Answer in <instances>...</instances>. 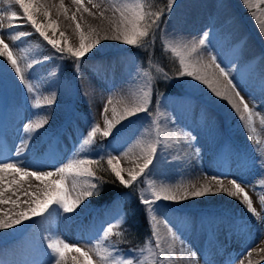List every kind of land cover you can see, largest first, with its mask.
<instances>
[{
	"label": "bare ground",
	"instance_id": "bare-ground-1",
	"mask_svg": "<svg viewBox=\"0 0 264 264\" xmlns=\"http://www.w3.org/2000/svg\"><path fill=\"white\" fill-rule=\"evenodd\" d=\"M232 1L235 7L234 0ZM240 1L244 4L243 0ZM63 2L65 8L68 9L67 16L62 11H57L60 0H49L51 17L57 22L63 23L64 32L67 29L71 34H76L78 41L79 32L76 30V22L80 23L81 31L85 34L90 29H94L101 34L105 31L111 32L110 18L112 17V11L109 6L111 3L118 2V0H91V3L89 0H83L84 6L94 15L83 12V9L76 12L77 6L73 4L72 0H63ZM250 3L252 4V11L250 12L247 7L243 13L250 12L256 28H254L255 26L252 29L246 27L250 32L248 38L241 30L233 28L235 21L231 18V10L225 1L183 0L175 6L167 20L165 40L173 43H186L193 38L198 40L201 34L206 31L201 24L207 18L208 21L205 24L208 27L210 37H216V33L222 36L228 34V36L221 37V40L215 38L216 52L229 62L235 74H240L244 69H248V74L257 78L258 84L264 87V65L257 57V55H261L264 59V35L261 34L258 22L252 15V12H256L261 19H264V8L260 9L264 5V0H250ZM0 4L5 5L0 10V17H3L0 23L4 24V30L7 31L8 12L15 10L18 16L20 15L17 8L13 9L11 7L9 9L4 0H0ZM93 4H100L101 7L95 8ZM105 8H109V10L101 18L99 13ZM73 13H76L75 22L71 19ZM13 24L20 25L16 29L18 32H33L27 27V22L25 24L22 19L13 21ZM69 38H74V36L71 35ZM242 41L245 42L242 43ZM9 42L11 43L10 40ZM38 42L42 43L34 34L22 38L17 42V45L19 47H31L36 50V54L39 56L51 57L43 66H40L39 74L46 79L44 89H42L44 95L47 96L49 93H53L55 103L47 108L48 123L33 135L32 140L29 142L31 151L23 157V160L27 166H32L33 170H45L63 165L74 155V149L79 142L80 129L74 123L68 124L62 116L59 106L60 99H62L60 96L61 88L56 85L53 76L49 77L53 55L49 54L46 47L37 48ZM117 43L121 42L101 41V46L104 49L103 54L98 59L87 62V67L84 66L81 71L86 88L90 86L87 100L91 102L98 117L102 118V111L109 97L113 98V105H109L107 115L109 119H112L111 108L115 106L118 114L122 112L125 104H131L133 93H138L141 86L142 78L137 74L139 68H133L118 48H111ZM242 48L245 49V52ZM233 57H236L239 62L237 66H233L231 62ZM1 68L4 72L0 74V82H5L4 84L12 92L9 97H5L0 91V159L10 161L15 159V150L20 146L21 139L25 135L23 126L30 121L35 122L43 116L34 115L37 110L30 107L31 100L26 97L25 90L15 80L10 71ZM248 83L252 84L253 82ZM178 93L181 96L178 101L164 99L159 107L160 112L163 114L161 116L163 138L168 140L169 147L164 148L161 146L158 148L150 178L158 185L161 183L170 186L194 184L196 188H199L204 184H208L213 188L212 176L209 175L203 179L199 175H201V171L204 170L203 167L206 165L210 167L219 162L229 166V162H225L226 157H224V154L222 155L226 148L221 143L219 144L220 138H218L217 120L215 118H221L225 121L227 117H230L226 115L231 114L232 109L226 101L215 97L205 85L193 79L184 93L180 90ZM118 100L122 103H117ZM205 111H212L215 116ZM40 112L44 113V110L41 109ZM122 122L130 124L131 127L121 137L122 140L120 139L115 143L112 141V145L115 153L120 155V162L123 164L124 169L130 170L134 169L137 163H142L139 157L144 144L151 137V129L145 120L137 121L135 117ZM198 126H201V131L195 130ZM146 129H149L147 133L145 132ZM186 133H191L196 137L199 135L200 138L204 139L205 144L201 147L198 157L192 149L187 148L188 145L183 143ZM216 138L218 139L215 140ZM177 140L180 143L177 144ZM198 141L199 139L193 145L197 144ZM125 152L128 153L127 156L123 155ZM177 157L179 159H176ZM37 160L42 161V165H35L34 162ZM223 172L227 173L225 170ZM11 178L10 176L7 177V179ZM38 183L36 179L26 177L20 181L19 185H13L11 190L5 193V198L10 197L15 200L19 196L20 208H16L11 204L0 205V218L3 217L4 213L10 214L13 211L27 208V205L23 204L22 201L29 199V197L23 195V193L25 191H36ZM69 186H71L70 183ZM189 190L194 189L190 187ZM217 200H219L218 194H208L181 202L162 201L160 203L158 226L161 236L167 237L168 235L167 226L164 223L166 217L185 244L184 258H178L174 264H188V250L197 254L199 264H202V261H207L208 264H229L231 260L236 261L238 249H231V246L239 243L237 226L234 221L228 220L229 217L226 214L219 212L218 214L221 215L219 216L215 213L214 208L222 202V200L218 202ZM88 205L89 200H86L75 213L64 214L61 212L59 215L53 213L51 216H37L24 221L14 229L0 231V261L3 264H39L46 262L50 260L49 250L47 249L48 238L55 236H60L69 243L81 242V245H83L86 238L82 229L91 226L88 221ZM71 227H74V232ZM76 229L78 230L75 232ZM181 250L180 241L177 240L176 251L178 257ZM224 253L230 255V260H224L223 263L216 261V256ZM72 263L73 261L68 255L67 264ZM244 264H248V262H244Z\"/></svg>",
	"mask_w": 264,
	"mask_h": 264
},
{
	"label": "snow or ice",
	"instance_id": "snow-or-ice-1",
	"mask_svg": "<svg viewBox=\"0 0 264 264\" xmlns=\"http://www.w3.org/2000/svg\"><path fill=\"white\" fill-rule=\"evenodd\" d=\"M4 2L8 4L9 9L13 5L18 6L23 15L20 17L17 11L10 10L7 14V31L4 30V24L0 23V67L12 73L15 80L25 90L26 97L31 100L30 107L37 110L34 115L43 116V118L35 122L30 121L23 126L25 135L21 139L20 146L15 150V159L0 160V205L11 204L20 208V197L17 196L15 200L10 197L5 198V193L10 191L13 185H19L20 181L26 177H32L39 182L36 191L23 193L29 197V199L22 201L23 204L27 205V208L13 211L10 214L4 213L3 217L0 218V231L14 229L24 221L37 216H51L53 213L59 215L61 212L64 214L75 213L84 201L101 194L103 184L106 181L97 175L98 171L110 173L114 177L113 182H118L124 188L131 189L135 186L138 189V199L145 207V212L149 217L150 236L145 239L142 246L128 250L134 255L125 256L121 254L122 250L117 246L118 242L110 240L112 236L121 238L124 235V232L119 229L126 222V214L120 209L116 212L113 221H109L106 227L102 225L100 231L87 245L80 246L69 243L60 236L48 238L49 264H67L69 253L76 254L71 257L73 264H174L178 258L183 259L184 241L166 217L164 223L167 226L168 235L167 237L161 236L158 226V205L162 201L181 202L208 194L224 193L228 197L240 198L239 202L245 206L248 213L258 221H264V214H262L264 213V194H258V201L262 210L258 211L249 192L246 191L245 186H242V182L233 178L228 181L231 187H225L223 180L226 174L211 178L217 185L214 190L208 184L199 188H196L194 184L170 186L161 183L158 185L150 178L158 148L161 146L169 147L168 140L163 138L164 133L161 124L163 114L159 110V98L157 99L156 111H151L153 88L157 79L167 82L174 78L188 77L205 85L215 97L226 101L241 122L249 143L259 157L262 169H264V140L260 138V131L257 128L258 121L261 130H264V114L257 110L256 101L253 100L250 106L241 95L232 78V70L234 69L230 70L222 66L218 55L210 48L209 31H204L198 40L193 38L186 43L162 41V52L164 54L170 53L172 59L178 61V68L174 75L170 76L162 67L155 64L151 54L152 46L157 39V33L162 31L161 25L166 23L162 17L166 12L171 11L174 0H167L166 7H160L157 10H153L148 0H118V2L111 3L109 6L112 11L111 32L105 31L101 34L90 29L85 34L81 31L80 23L76 22V30L79 32L78 48L70 46L67 39H64L63 46H61L60 40L53 39L48 35L49 29L53 34L58 31L57 21L51 18L49 0H4ZM72 2L77 6L76 12L83 9V12L94 15L84 6L83 0H72ZM89 2L91 3V0ZM243 2L251 12L250 0H243ZM93 7L100 8L101 5L93 4ZM109 8H105L99 13L101 18L104 17V13ZM57 11H62L67 16L68 9L65 8L63 0H60ZM252 15L258 22L261 34L264 35V19H261L256 12H252ZM41 17L43 21H41ZM2 19L3 17H0V20ZM21 19L31 25L34 30L32 33L16 31L20 25L13 24V21ZM71 19L76 21V13L72 14ZM34 34H38L42 41L46 42V45L38 42L37 48L50 45L51 49L55 50L53 55L59 54L61 60H72L74 71L79 77L78 86L85 99H87L90 86L86 88L83 77L80 75V66L83 63V58L97 48L101 41H119L125 45L149 52L148 68L138 69L137 74L142 78L141 86L138 93H133L131 104H125L123 111L119 114L117 108L113 106L111 108L113 118L109 119L107 115L109 105H113V98L109 97L102 111L103 129L99 123H90L88 131L80 138L77 147L74 149V155L63 165L47 171L33 170L23 160V157L31 151L29 142L33 135L48 123L47 108L55 103L53 93L44 95L42 89H44L46 79L39 74L40 66H43L51 57L39 56L36 54V50L31 47H19L17 45V42L22 38ZM59 35L64 37L63 32H60ZM204 51L208 52V63L204 62ZM153 68L156 75L151 71ZM217 74L226 81L225 85H221L216 78ZM54 75L55 72H49V77ZM117 103H122V101L118 100ZM41 109L44 110V113L40 112ZM140 113H146L151 118V137L144 144L139 157L142 163H137L134 169H124L120 165V155L106 152L103 145L94 149L98 136L101 139L109 138L113 135V129L121 121L138 116ZM148 131L149 129L145 130L146 133ZM185 136L183 143L192 147L197 137L191 133H186ZM176 143L178 144L180 141L177 140ZM93 150H96V155H89ZM127 154V152L123 153L124 156ZM194 154L199 156L200 149L198 147L195 148ZM105 163L106 168L104 167ZM125 172H127V178L123 175ZM9 176L12 178L7 179ZM141 183L146 187L141 188ZM260 183L264 185V180H261ZM190 187L194 190L190 191ZM13 194L15 195V193ZM260 235L264 236V230H261ZM177 240L180 241L182 249L179 257L176 251ZM261 243H264V239L261 240ZM188 251V264H199L197 254L191 250ZM259 252L264 253V248H259ZM251 256L252 250H248L247 257L250 258ZM0 264L3 262L0 261ZM205 264L208 262L206 261ZM229 264H236V262L231 260ZM239 264H244V260L240 259ZM248 264H253V261L248 259Z\"/></svg>",
	"mask_w": 264,
	"mask_h": 264
},
{
	"label": "rangeland",
	"instance_id": "rangeland-1",
	"mask_svg": "<svg viewBox=\"0 0 264 264\" xmlns=\"http://www.w3.org/2000/svg\"><path fill=\"white\" fill-rule=\"evenodd\" d=\"M158 1L160 2V5L158 4ZM183 0H174L173 7L170 12H166L165 15L162 17V19L167 23V20L169 19V16L171 15L172 11L174 10L175 6H177L179 3H181ZM227 3L229 6V9L231 10V18L235 21V25L233 28L241 30L244 35L248 38L250 36V32L247 30L252 29L255 26V23H253V19L251 18V14L249 11L243 13V11L247 8L240 0H234L235 7L233 5L232 0H222ZM148 2L152 5L153 10H157L160 7H166L167 0H148ZM5 7L4 4H0V10ZM12 8H17L19 15L22 16V10L19 9L18 6L13 5ZM264 5L260 7V9H263ZM54 19L53 17H51ZM213 18V16H212ZM199 19V18H198ZM55 20V19H54ZM57 21V20H56ZM208 19L206 18L207 22ZM23 22L26 24V22L23 20ZM197 22V21H196ZM202 23L201 26L206 31H208V27L206 24ZM253 24H252V23ZM166 23L161 25V32L157 33V39L162 41L165 40V26ZM30 31H34L30 24H26ZM58 25V31L56 34H53V32L49 29L48 35L53 39L60 40L61 46H63L64 39H67L68 44L74 48L79 47V41L76 38V34H71L67 29L66 32L63 30L65 29L63 27V23L61 24L60 21L57 22ZM61 26V27H60ZM63 27V28H62ZM247 27V28H246ZM251 27V28H250ZM256 28V26L254 27ZM63 32L64 37H60L59 33ZM73 35L74 38H69V36ZM216 37H210V48L212 51L218 55L222 66H225L232 70L231 65L229 62L224 59L221 54L217 53L216 51V44H215V38L221 40V37L228 36L226 34L225 36L215 34ZM36 38L41 41L43 44H46V42L42 41V38L39 37L38 34H35ZM236 36V35H235ZM156 39V40H157ZM245 42V41H242ZM153 47V46H152ZM244 47V46H243ZM47 50L49 51V54L53 55L55 52L54 49H51L50 45L46 46ZM111 48H118L119 52L124 55V58L128 60V62L132 65L133 68H148V58H149V52L125 45L123 43H117L111 46ZM245 48V47H244ZM242 48V50L245 52V49ZM134 49H141L143 52H145V62H141V60L137 57V54L134 52ZM104 49L102 48L101 44L97 46V48L93 49L92 52L88 53L83 58V63L80 66V75H82L81 71L84 66L87 67V62L89 63L91 60H96L99 57H101V54H103ZM259 59L261 60V64L264 65V59L261 57V55H257ZM65 60L67 59H59V54H55L52 56L51 60V68L49 69L50 72H55V75L53 76L56 82V85H58L61 88V98L60 99V110L62 111V116L64 120L68 124H76L78 128L80 129L78 140H80L81 137H83L86 132L89 129V125L92 122L99 123L101 128L104 127V119L102 117H98V114L96 110L93 108L91 102H89L87 99H85L80 92V88L78 86L79 77L74 71L73 65H72V72L68 75L64 74L62 71ZM204 61L205 63H208V52L204 51ZM233 66H237L239 63L236 57H233L231 60ZM178 63V61H177ZM156 64V62H155ZM159 66L158 64H156ZM214 67V66H213ZM243 70V69H242ZM154 75L155 69H151ZM4 72V70L0 67V74ZM248 69H244L242 73L235 74L232 70V78L234 83L237 85L238 89L240 90L241 95L244 97V99L249 103V105H252L253 100L257 102L258 104V111L262 114H264V87L260 86L258 84V79L250 76L248 74ZM216 78L222 83V85L226 84V81L223 80L222 77H219L217 74ZM191 78L183 77V78H174L170 81H167L168 83H171L172 85L176 86V90H180L184 93V91L189 88V83L191 82ZM157 81L165 82L162 79H157ZM248 82H253L252 84ZM5 83V82H4ZM0 82V91L3 93L5 97H9L11 92L7 85ZM10 88V87H9ZM12 89V88H11ZM169 94H163V95H155L154 88H153V97H152V105H151V111L155 112L157 108V99L159 98V107L162 101L168 100H176L178 101L180 99V95H170ZM154 95L156 97H154ZM155 100V103H154ZM77 104L80 106L86 107L87 114L85 115L82 113L84 108H81L79 111V108ZM58 106V107H59ZM83 109V110H82ZM231 114H227V119L224 121L221 118H215L217 120V129H218V135L220 138V142L226 150L222 153L224 154V157H226L228 160L232 159V157L237 158V161L235 163V171L234 170H225V167L223 166V163H214L212 166L206 165L203 167L204 170L201 171V175L203 179L210 176H217L220 177L221 175H225V178L223 180V183L225 187H231L229 185L228 181L230 179H237L238 181L242 182V186H245L246 191L249 192V195L251 196L254 206L257 208L258 211L261 210V206L258 201V194H264V185L260 183L261 180H264V169H262L261 162L257 154L253 151V148L251 144L249 143L248 136L246 135L245 131L243 130L241 126V122L239 121L237 115L233 110H231ZM207 113H210V115H214L212 111H205ZM232 115V118H231ZM89 116V117H88ZM215 116V115H214ZM136 120H145L150 129V117L146 113H140L138 116H135ZM201 124V123H200ZM131 127L129 124H125L124 122L120 123L116 126V128L113 129V135L110 136V141L106 145V149H104L106 152L111 153L113 155H117L113 149V142H117L121 139V137L127 132V130ZM257 128L258 131H260V138L264 140V130H261V127L259 125V122L257 121ZM196 131H201V126H198L195 128ZM217 136V135H215ZM214 138V137H213ZM216 138L215 140H217ZM197 139H199L198 143L193 145L192 147H187L189 149H192L195 153V148L201 149V147L205 144L203 141V138H200L199 135H197ZM122 140V139H121ZM213 140V139H212ZM113 141V142H112ZM96 155V151H95ZM232 156V157H231ZM1 160V159H0ZM248 162V163H246ZM42 161H35V165H42ZM244 164H248V166H245ZM121 167H123V164L120 162ZM31 169H33L32 166H30ZM124 168V167H123ZM51 170V169H45L44 171ZM226 171L227 173H224L223 171ZM125 178H127V172L123 173ZM214 182V181H213ZM217 185L214 182L213 189H215ZM254 186V187H250ZM130 196H124L116 199L114 202H111L110 204H105L102 207L93 208L89 202V205L87 206V213H88V221L91 226H88L84 230L82 229V232L85 233L84 237L86 240L83 245H87L90 241L93 240V238L97 235V233L100 231L101 226H107L109 221H113L116 212L120 209H122L123 213L126 214L124 209V200L128 199ZM219 200L221 201V204L217 205L214 210L216 211L217 215L221 212L223 214H226V216L229 217V219L239 222L238 231L239 234V243L235 244V247L238 249L237 252V258H236V264H239L240 259H243L244 262H248V259H251L253 261V264H264V253L259 252V248H264V243H261V240L264 239V236L260 235L261 230H264V221H258L256 218H254L250 213L246 211L245 206H243L240 202V198L236 197H228L224 193L218 194ZM242 198V197H241ZM161 203V202H160ZM160 203L158 205V209L160 207ZM215 205V204H214ZM264 214V213H262ZM221 216V215H219ZM71 230L74 232V227H71ZM78 230V229H77ZM76 231V230H75ZM76 244L81 245V242H76ZM117 246L122 250L123 255L125 256H132L134 253L124 250L122 247H120L118 244ZM252 250V256L249 258L247 257V251ZM70 259L73 255H76L75 253H69L68 254ZM256 255V256H255ZM72 260V259H71ZM39 264H49V260L46 262H41ZM73 264V263H72ZM202 264H205V261H202Z\"/></svg>",
	"mask_w": 264,
	"mask_h": 264
},
{
	"label": "trees",
	"instance_id": "trees-1",
	"mask_svg": "<svg viewBox=\"0 0 264 264\" xmlns=\"http://www.w3.org/2000/svg\"><path fill=\"white\" fill-rule=\"evenodd\" d=\"M161 1H158L160 5ZM43 21V18H40ZM134 52L137 54V57L141 60V62H145V52L141 49H134ZM147 52V51H146ZM152 57L154 62L162 67L170 76L174 75L178 68L177 61H174L171 57V54H164L162 52L161 42L157 39L152 47ZM73 62L70 59L65 60L64 66L62 71L64 74H70L72 70ZM179 90H176V86L172 85L168 82L157 81L154 85V92L155 95H163V94H175L178 93ZM154 95V97H156ZM155 103V100H154ZM78 108L79 105L77 104ZM81 108H86L84 106H80L79 111ZM83 110V109H82ZM82 113L85 115L87 114V109L83 110ZM89 117V116H88ZM109 141L107 139H101L99 136L96 139V146L94 149L99 148V146L103 145L104 149H106V145ZM95 151L89 153L91 156H95ZM106 168V163L104 164ZM98 176L104 178L106 183L103 184V190L101 194L97 197H92L89 202L91 205L95 206L96 208L102 207L105 204H110L114 202L116 199L120 197H124L129 195L128 199L124 200V209L126 212V222L123 224L122 228L119 229L120 231L124 232L123 237L117 238L115 236L110 237L111 241H117L118 245L122 247L124 250L128 251L130 248H136L138 246H142L145 239L150 236V224H149V217L145 212V207L140 203L138 199V189L133 186V188L128 189L124 188L119 185L118 182H113L114 177L104 171H98ZM140 187H146L143 183L140 184ZM114 231H116L114 229Z\"/></svg>",
	"mask_w": 264,
	"mask_h": 264
}]
</instances>
